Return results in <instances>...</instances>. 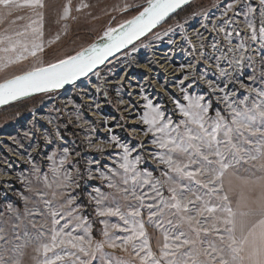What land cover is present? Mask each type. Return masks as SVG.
Here are the masks:
<instances>
[{
	"label": "snow or ice",
	"instance_id": "obj_1",
	"mask_svg": "<svg viewBox=\"0 0 264 264\" xmlns=\"http://www.w3.org/2000/svg\"><path fill=\"white\" fill-rule=\"evenodd\" d=\"M191 2L121 0L111 6L112 12L134 13L131 18L106 27L89 46L45 62L42 54L54 42L45 40L46 21L79 19L72 15V0H0V106L53 93L90 74L101 77L105 69L106 83L126 87L123 77L107 79L110 58L120 54L135 63L141 48L177 29L193 58L179 66L182 95H170L171 114L167 105L142 97L141 127L133 131L148 138L154 150L147 156L115 135L98 142L90 137L89 146L101 155L109 143L120 150L118 160L108 154L113 166L94 159L81 171L74 159H82L81 153L61 144L58 152L46 155L48 171L33 164L31 178L20 177L31 193H17L22 207L6 202L4 190L0 264H264V0H227L215 6L219 16L200 13L208 23L190 33L187 19L175 26L170 21ZM91 8L81 0L75 10ZM28 61L31 66L20 67ZM200 63L210 67L199 73ZM14 66L18 73L8 76L7 69ZM247 69L250 75H245ZM201 82L206 86L202 93L192 94ZM119 103L132 111L139 108L130 100ZM63 139L59 131L44 137L49 145ZM149 157L158 175L143 167ZM95 179L106 182L110 191L92 187L82 198V181ZM89 208L97 217L118 218L117 223L99 221L103 239L93 233ZM148 226L158 233L154 244Z\"/></svg>",
	"mask_w": 264,
	"mask_h": 264
},
{
	"label": "rangeland",
	"instance_id": "obj_2",
	"mask_svg": "<svg viewBox=\"0 0 264 264\" xmlns=\"http://www.w3.org/2000/svg\"><path fill=\"white\" fill-rule=\"evenodd\" d=\"M54 2L60 4L65 3L66 0H54ZM80 2L81 0H72V15L79 19L61 21L59 24L55 23V17L46 21L45 40L54 42L42 54L45 62H55L56 59L64 55L72 54L82 47L89 46L102 35L106 27L117 26L134 14L112 12L111 6L120 3L121 0H84V2L92 4L93 8L78 13L75 8ZM129 2L143 4L144 0H129ZM224 2L227 0H195L184 14H180L173 21L190 19V22L185 24L191 25V27L188 26L189 31L193 27H199L201 23H208L202 15H199L200 13L207 11L210 18L218 16L212 15L213 12L220 15L215 6L222 7ZM255 2L258 3V0ZM89 12L91 15H88ZM105 12L110 15H106ZM193 13L197 15L193 17ZM111 17H115V19ZM172 23L171 25H174L176 22ZM167 27L169 25L165 26V28ZM163 32L164 30L160 29L161 35ZM56 34L60 35L58 41L55 40ZM179 35V29H177L174 35L170 33L169 36H164L163 41L153 39L152 47L141 48L134 54L135 63L129 64L127 58L123 56L112 60V63L108 65L112 74L108 75L107 79L115 82L123 77L126 87L121 88L119 84L106 83L102 79L107 71L105 69V72L101 73V77L92 75L70 89L42 93L1 108L0 169L3 171H0V196H3L4 190L7 189L6 202L22 207V201L17 193L29 196L31 193L27 190L26 181L21 180L20 177L31 178L33 164L40 166L42 171H48L49 162L46 160V155L58 152L61 144L70 151L75 150L81 153L82 159L74 157V159H79L80 166H82L81 171L88 166V161L94 159L99 160L102 166H113V160L108 158L109 152L114 154L116 160L119 159L120 150L115 145L110 143L105 145L106 151L101 155L89 146L88 139L90 137L94 142H98L99 140H108L110 135H115L122 142L135 146L145 156L152 152L154 149L148 143V138L144 137L139 130L133 131V129L141 127L138 115L146 103L142 99L143 96L146 95L154 102L167 105L169 114H171L174 106L169 98L170 95L175 94L178 98L182 95L179 92L178 81L184 73L178 69L181 64L193 58L188 54L190 46L187 43H181L185 49L181 50V47L176 48L178 43L170 44L168 42L170 37L172 40H176ZM235 42L233 41V43ZM145 43L148 41L146 40ZM165 47L171 49L173 53L170 55L172 64H168L164 68H160L162 64H149V61H155L154 57L158 55L155 51H162ZM176 59L180 62H175V64L173 61ZM31 63L32 61H28L20 67H29ZM208 67L210 65L200 63L197 65L196 71L203 73ZM18 71V67H9L6 74L11 76ZM152 71L155 73L153 74ZM259 71L258 67L257 74ZM125 72H127L126 76L123 75ZM250 74L251 69H247L245 75ZM209 78L215 77L209 73ZM204 87L206 86L201 82L192 94H201ZM116 88H120L119 93L115 91ZM128 92L132 93L131 97L126 94ZM121 99L138 103L139 108L132 111L128 105L119 103ZM97 104L100 105L99 108H96ZM126 107H129V111H125ZM77 116H80L81 119L77 120ZM173 118L176 119L175 116ZM93 129L95 130L93 131ZM56 131H59L63 136V141H57L50 145L45 143L44 137H51ZM141 142H144L143 148H141ZM37 145L39 147L33 152V147ZM143 167L154 171V174H159L156 172L155 161H152L150 157ZM93 170H95V166H93ZM82 183L84 184V189L81 192L82 198L91 191L92 187H101L102 191H110L106 188V182H102L100 179L82 181ZM34 186L39 187V185ZM88 212L91 213L88 218L93 224V233L98 240L103 239L101 231L104 225L99 222L100 220L108 219L110 223L119 222L116 217H97L91 212V208L88 209ZM148 232L153 238L154 244L158 233L151 226H148ZM106 250L118 256L125 255L119 249Z\"/></svg>",
	"mask_w": 264,
	"mask_h": 264
},
{
	"label": "flooded vegetation",
	"instance_id": "obj_3",
	"mask_svg": "<svg viewBox=\"0 0 264 264\" xmlns=\"http://www.w3.org/2000/svg\"><path fill=\"white\" fill-rule=\"evenodd\" d=\"M212 15H218L219 16V14H216V13H212ZM177 21H179L180 23H184V21H180V20H171V23L172 22H176L177 23ZM187 21L188 22H190V19H187ZM201 22V21H200ZM176 23L173 25V26H175L176 25ZM173 24V23H172ZM166 26V25H165ZM188 26H190V25H188ZM187 25H185V28H189ZM197 28H199V27H197ZM201 31H203V29H201ZM189 32L191 33L192 32V29H189ZM179 33H180V35H179V37H178V39H176L175 41H176V43H178V46L176 47L177 49H178V47H180V45H181V43H185L183 40H181V36L183 35V33L179 30ZM206 33V32H205ZM206 37L208 36V33L205 35ZM174 37V36H173ZM171 38V37H170ZM209 39H210V37H209ZM180 43V44H179ZM184 46V45H183ZM158 55H155V57H154V59H155V61H153V63L154 64H162V66L160 67V68H164L166 65H168V64H172V62L170 61V59H172V56H170L171 54H173L172 53V51H171V49H168V48H166L165 47V49L164 50H162V51H155ZM160 55V56H159ZM186 58H187V56H186ZM185 58V59H186ZM174 63L175 62H180V60H178V59H176V61L174 60L173 61ZM149 64H152V63H149ZM176 64V63H175ZM169 67H171V66H169ZM144 68V67H143ZM152 73L154 74L155 72L154 71H152Z\"/></svg>",
	"mask_w": 264,
	"mask_h": 264
},
{
	"label": "water",
	"instance_id": "obj_4",
	"mask_svg": "<svg viewBox=\"0 0 264 264\" xmlns=\"http://www.w3.org/2000/svg\"><path fill=\"white\" fill-rule=\"evenodd\" d=\"M194 1H195V0H192L191 3H193ZM187 6H188V5H185L184 8L187 7ZM117 56H120V54H117ZM110 59H111V60H114L115 58H110ZM101 67H103V66H101ZM90 76H92V74H90L88 77H83V78H81V80L78 81L76 84H78V83H80L81 81H83V80L89 78ZM76 84H75V85H76ZM75 85H66L63 89H59V90L70 89V88L74 87ZM56 91H57V90H56ZM39 94H42V93H37V94H34L33 96H36V95H39ZM27 98H29V97H27ZM23 99H26V98H23ZM23 99H22V100H23ZM16 102H18V101H16ZM13 103H15V102H13ZM9 105H10V104H9ZM5 106H8V105L0 106V109L3 108V107H5Z\"/></svg>",
	"mask_w": 264,
	"mask_h": 264
},
{
	"label": "trees",
	"instance_id": "obj_5",
	"mask_svg": "<svg viewBox=\"0 0 264 264\" xmlns=\"http://www.w3.org/2000/svg\"><path fill=\"white\" fill-rule=\"evenodd\" d=\"M190 6H191V5H190ZM190 6L188 5L187 7H185V10L182 11V12H180V14H182V13L184 14V12L187 11V10L189 9ZM180 14H179V15H180ZM176 17H177V16H174V17L172 18V20H173V19H176Z\"/></svg>",
	"mask_w": 264,
	"mask_h": 264
}]
</instances>
